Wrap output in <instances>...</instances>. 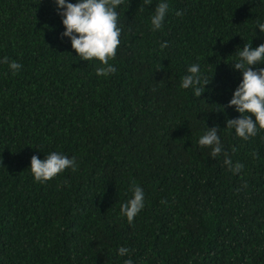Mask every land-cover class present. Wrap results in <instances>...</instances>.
<instances>
[{
	"label": "trees",
	"instance_id": "trees-1",
	"mask_svg": "<svg viewBox=\"0 0 264 264\" xmlns=\"http://www.w3.org/2000/svg\"><path fill=\"white\" fill-rule=\"evenodd\" d=\"M157 3L123 0L116 72L98 78L52 0H0V58L21 65L0 64V264H123L120 246L134 264H264V130L245 141L225 128L239 115L230 64L264 39V0H169L152 32ZM193 63L212 78L198 99L179 87ZM205 126L218 127L215 158L196 142ZM53 151L77 170L34 182L30 158ZM133 181L145 207L129 224Z\"/></svg>",
	"mask_w": 264,
	"mask_h": 264
},
{
	"label": "clouds",
	"instance_id": "clouds-1",
	"mask_svg": "<svg viewBox=\"0 0 264 264\" xmlns=\"http://www.w3.org/2000/svg\"><path fill=\"white\" fill-rule=\"evenodd\" d=\"M123 0H52L57 15L61 18L63 31L61 38L70 41L71 48L76 54V59L82 61H97L95 75L107 78L116 72L112 61L120 44L121 27L118 26V7ZM152 0H144L145 5H150ZM170 10L169 0H158L149 17L150 30H162L165 18ZM176 16H182L181 11H176ZM255 29H259V37L254 33V38H264V21L257 20ZM253 38V39H254ZM159 47H167V41L160 43ZM0 64H7L8 70L15 74L21 69L16 61L7 57L0 58ZM264 39L256 46L244 43L239 48L237 58L230 64L232 71H238L240 81L232 91L226 107L232 108L238 117L227 119L225 128L234 130L235 136L247 141L250 137L264 130ZM212 81L202 72L199 63H193L186 68L185 75L181 78L179 87L190 90L195 98L201 97L206 86ZM223 108V107H222ZM224 110V109H223ZM197 145L209 150V157L215 158L222 153L223 145L218 134V127L208 128L199 135ZM223 163L233 174H238L243 165L239 162L233 164L227 154ZM255 156V153H253ZM78 164L75 157H68L53 151L45 155L44 159L33 155L27 168L34 182L44 184L63 173L66 169L75 172ZM130 197L120 204V215L127 219L129 224L134 217L145 207V193L134 181L129 184ZM117 257L123 259V264H134L130 257L128 247L120 246L116 250Z\"/></svg>",
	"mask_w": 264,
	"mask_h": 264
}]
</instances>
